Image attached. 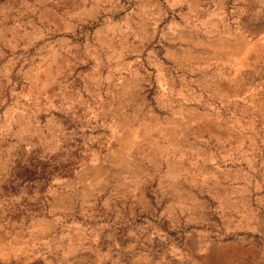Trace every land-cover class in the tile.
<instances>
[{
	"label": "rangeland",
	"instance_id": "1",
	"mask_svg": "<svg viewBox=\"0 0 264 264\" xmlns=\"http://www.w3.org/2000/svg\"><path fill=\"white\" fill-rule=\"evenodd\" d=\"M0 264H264V0H0Z\"/></svg>",
	"mask_w": 264,
	"mask_h": 264
}]
</instances>
